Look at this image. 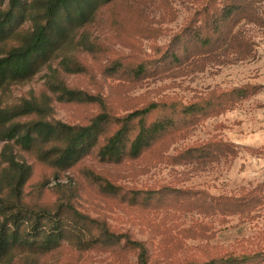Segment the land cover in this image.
Masks as SVG:
<instances>
[{
    "label": "rangeland",
    "instance_id": "1",
    "mask_svg": "<svg viewBox=\"0 0 264 264\" xmlns=\"http://www.w3.org/2000/svg\"><path fill=\"white\" fill-rule=\"evenodd\" d=\"M221 1L111 3L87 28L91 40L102 45V52L76 51L75 58L86 66L85 72L61 75L69 87L104 97L113 114L151 101L221 100L220 93L235 89L245 90V94L196 116L190 125L162 138L140 158L121 163L100 162L94 152L70 170L56 173L31 154L15 149L18 158L33 168L26 187L29 202L54 204L59 199L54 185L72 184L76 208L105 222L111 231L143 242L151 263L205 260L264 246V28L241 23L235 38L238 43L232 40L215 51L200 48L191 39L193 32L200 26L204 8H219ZM172 53L177 60H172ZM118 57L131 63L148 60L149 72L142 79L106 74V67ZM47 73L44 70L29 83L14 85L13 97L46 91ZM52 106V117L68 124H86L99 111L96 104L53 101ZM217 140L229 144L233 153L204 162L178 159L189 147ZM86 169L120 186L127 199L101 192L86 177ZM161 187L167 188L164 194L172 188L187 197L172 202L174 196L182 195L170 194L160 200L142 194L136 203L127 202L139 190ZM256 187L261 188L258 195L263 201L253 209L241 213L216 208L218 198L239 197ZM203 198L213 204L211 210L203 211ZM138 253L133 244L121 241L86 251L65 246L33 260L19 255L11 264H138Z\"/></svg>",
    "mask_w": 264,
    "mask_h": 264
},
{
    "label": "trees",
    "instance_id": "2",
    "mask_svg": "<svg viewBox=\"0 0 264 264\" xmlns=\"http://www.w3.org/2000/svg\"><path fill=\"white\" fill-rule=\"evenodd\" d=\"M116 1L119 0H0V143H4L0 150V264H11L19 255L33 260L65 246L86 251L121 241L138 248V264H166L151 263L143 242L131 241L125 234L111 231L105 222L79 211L73 203L72 184L54 185L59 194L54 204L29 202L26 187L33 168L18 158L15 149L31 154L56 173L70 170L94 152L100 162L121 163L140 158L162 138L190 125L196 116L245 94V90L235 89L220 93L221 100L151 101L129 112L113 114L101 95L69 87L61 73L85 72L86 66L75 58L76 51L102 52V45L91 40L87 28L96 21L103 7ZM199 23L191 39L200 48L215 51L237 40L241 23L264 28V0H222L219 8L205 7ZM207 29L209 33H205ZM171 58L178 59L175 53ZM149 65L148 60L131 63L118 57L105 72L142 79L149 72ZM44 70L48 71L46 91L13 97L14 85L29 83ZM53 101L96 104L99 111L86 124H68L52 117ZM232 153L229 144L217 140L189 147L178 159L204 162ZM85 175L101 192L127 199L121 187L102 174L86 169ZM166 189L139 190L127 202L136 203L142 194L160 200L170 194L182 195L174 196L172 202L187 197L183 191L172 188L164 194ZM259 192L261 188L256 187L239 197H220L216 208L245 213L262 203ZM205 198L200 206L203 211H209L213 204ZM177 264H264V246Z\"/></svg>",
    "mask_w": 264,
    "mask_h": 264
}]
</instances>
